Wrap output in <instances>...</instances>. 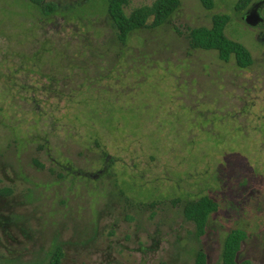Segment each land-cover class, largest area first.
<instances>
[{
  "label": "rangeland",
  "instance_id": "obj_1",
  "mask_svg": "<svg viewBox=\"0 0 264 264\" xmlns=\"http://www.w3.org/2000/svg\"><path fill=\"white\" fill-rule=\"evenodd\" d=\"M44 1L53 15L0 0V264H47L55 245L60 264H220L232 227L237 259L264 264V21L180 0L122 43L105 0ZM216 13L249 66L189 47ZM203 195L218 209L198 236L183 206Z\"/></svg>",
  "mask_w": 264,
  "mask_h": 264
},
{
  "label": "trees",
  "instance_id": "obj_2",
  "mask_svg": "<svg viewBox=\"0 0 264 264\" xmlns=\"http://www.w3.org/2000/svg\"><path fill=\"white\" fill-rule=\"evenodd\" d=\"M37 7L43 16H50L57 11L54 2L44 0H27ZM206 9L213 7V0H199ZM254 0H237L234 10L242 14ZM106 13L111 20L117 39L124 42L131 31L140 28H156L163 24L176 11L180 0H154L150 6H141L133 9L128 15L123 7L128 0H105ZM151 16L150 22L147 21ZM228 22L226 14H213L210 26L192 27L188 30L186 38L192 49L216 50L217 56L222 61H228L231 55L239 67L245 68L252 63L249 50L240 42L229 39L224 33L225 24ZM244 178H246L244 176ZM240 187V185H239ZM237 189V186L235 185ZM241 192V191H240ZM218 208L217 202L208 195L197 199L188 200L183 206L186 219L192 220L196 226L198 236L205 233L209 215ZM248 237V233L238 227H232L226 233L221 250L220 264H249L247 260H238L241 244ZM62 250L55 245L49 252L47 264H60ZM205 263V253L197 251L195 264Z\"/></svg>",
  "mask_w": 264,
  "mask_h": 264
},
{
  "label": "water",
  "instance_id": "obj_3",
  "mask_svg": "<svg viewBox=\"0 0 264 264\" xmlns=\"http://www.w3.org/2000/svg\"><path fill=\"white\" fill-rule=\"evenodd\" d=\"M264 0H255L244 10L242 18L247 24L252 26L263 23L264 19Z\"/></svg>",
  "mask_w": 264,
  "mask_h": 264
},
{
  "label": "flooded vegetation",
  "instance_id": "obj_4",
  "mask_svg": "<svg viewBox=\"0 0 264 264\" xmlns=\"http://www.w3.org/2000/svg\"><path fill=\"white\" fill-rule=\"evenodd\" d=\"M246 180H248V178H246ZM259 180V179H258ZM260 180H264V177L260 178ZM236 189V188H235ZM218 209V208H217Z\"/></svg>",
  "mask_w": 264,
  "mask_h": 264
}]
</instances>
